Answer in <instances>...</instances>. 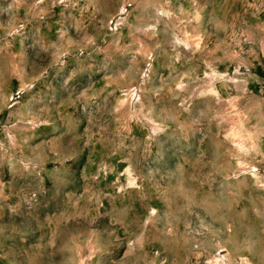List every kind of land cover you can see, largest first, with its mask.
Returning <instances> with one entry per match:
<instances>
[{"label":"rangeland","instance_id":"obj_1","mask_svg":"<svg viewBox=\"0 0 264 264\" xmlns=\"http://www.w3.org/2000/svg\"><path fill=\"white\" fill-rule=\"evenodd\" d=\"M0 264H264V0H0Z\"/></svg>","mask_w":264,"mask_h":264}]
</instances>
